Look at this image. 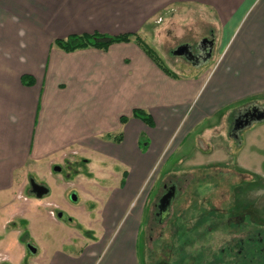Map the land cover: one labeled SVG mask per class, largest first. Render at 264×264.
I'll return each mask as SVG.
<instances>
[{"label": "crops", "instance_id": "obj_1", "mask_svg": "<svg viewBox=\"0 0 264 264\" xmlns=\"http://www.w3.org/2000/svg\"><path fill=\"white\" fill-rule=\"evenodd\" d=\"M177 18L194 41L184 40L181 46L195 52L204 39L212 43L206 62L197 64L185 56L193 67L182 76L168 75L134 40L74 51L54 43L71 35L133 33L148 45L157 44L169 38ZM23 75L33 83L24 84ZM262 98L264 0H0V201L27 190L32 173L51 172L69 157L91 154L94 169L102 175L81 177L74 185L87 195L89 185L94 190L98 186L96 200L106 193L101 195L103 247L121 220L128 219L114 238L123 232L122 240L107 254L129 255L127 262L117 264H138L136 246L146 199L140 192L143 178L166 153V160L171 159L202 121L233 103ZM135 108L148 111L154 125L131 116ZM122 115L128 118L125 123ZM120 134L118 142L114 137ZM199 142L187 160L203 157L207 146ZM121 165L127 178L119 179L118 186L98 182L106 175L119 178ZM102 167H109L107 174ZM194 168L192 163L167 174ZM51 202L68 207L64 200ZM8 245L0 239V256L11 262L4 250ZM99 255L96 246L70 253L57 249L45 264H95Z\"/></svg>", "mask_w": 264, "mask_h": 264}, {"label": "rangeland", "instance_id": "obj_2", "mask_svg": "<svg viewBox=\"0 0 264 264\" xmlns=\"http://www.w3.org/2000/svg\"><path fill=\"white\" fill-rule=\"evenodd\" d=\"M181 23L179 18L175 19L171 24L172 31L168 32L169 38L162 37L159 43H153L154 45L150 43V46L161 57L163 64L178 76L186 74L193 67L184 55L177 53V49L184 40H193L190 33H186V30L183 31L184 25ZM207 34L212 36L211 32ZM217 58L218 55L214 62ZM249 101L252 102L250 99L246 102ZM246 102L233 103L224 107L216 115L202 121L198 127L192 129L183 142L182 148L177 149L176 153L172 152L171 159L166 160L168 155L166 153L165 157L159 159L151 172L143 178L140 192L146 199L136 246L138 264H219L224 260L227 262L224 263L230 264V257L223 254L222 249L227 242V231L231 224L225 221L212 229L205 228L197 233L201 229L199 227L201 223L198 219H190L198 215L197 209L203 194L211 192L209 195L214 196L216 191L212 187L221 183V180L219 181V178L215 176L212 165L228 172L233 171L232 166L238 161L241 168L257 171L260 178L255 179L253 187H250L253 191L251 201L254 200L256 203L257 217H264V189L259 190L264 186V122L257 123L251 129L246 130L242 140L233 138L230 133L231 120L235 110ZM258 102L264 106V98ZM183 125L184 121L174 133L172 140L182 130ZM121 132L119 129L116 134ZM144 140L149 142L151 139L145 137ZM198 141L204 147L206 145L208 149H204L201 153L203 157L187 160L185 156L194 155V146ZM142 148L145 149L146 146L142 144ZM180 157L182 158L179 159ZM91 158L93 159L91 154L81 153L73 158L69 157L62 165L56 164L51 172L44 171L41 175L32 173L30 175L32 179L44 183L49 189L51 188V191L41 198L36 197L30 191L29 182H27V190L25 188L23 193L15 192L22 199H17L14 196L16 194L13 193L10 200L0 201V239L6 243L8 241L9 245L4 250L12 257V259L10 257L11 262L5 260L0 261V264H45L49 259L47 256L52 255L57 249L70 253L80 252L86 247L91 249L95 246L100 254L95 264H117L129 260V255L113 258L110 255L112 252L107 254L111 245L122 240L123 232L114 242L117 233L128 223V219L121 220L118 229H116L117 232L112 237L111 244L103 247L106 231L103 224L104 219H101L104 213L101 195L105 196L106 193L104 190H100L104 193H101L100 197L98 195L100 199L96 200L94 196L95 191H99L98 186L94 190L95 188L89 185L90 194L87 195L86 192H79L74 185L80 182L78 180L81 177L102 175L101 172L94 169L92 165L94 159L91 161ZM192 163L194 166L197 165V168L189 172L195 177L191 184V194L183 199L176 208V211L181 210V218H172L159 224L155 219H152L153 203L159 197L157 193L162 184L173 177V174H167V171L175 167L186 168ZM140 165L139 163V167ZM57 166L60 167V170L55 169ZM121 168L124 169L122 165L118 168L119 178L106 175L108 177H104L102 180L98 178V182L108 187L118 186L116 182L119 179L127 178L125 170ZM113 169L116 170L114 166ZM103 170L107 174L109 167L103 168ZM135 173L137 172L135 171ZM193 184L194 186H192ZM245 190H248L245 186L237 187L235 198L241 200L246 193ZM111 192L112 190L109 191L110 194ZM243 198H246V203L249 201L248 195ZM54 199L66 201L68 207L52 204L51 201ZM227 203L226 209L232 211L234 209L233 201L230 199ZM205 209L206 207H203V210ZM230 210L229 213L232 214L233 212ZM60 212L64 213L63 218L59 217ZM68 216H72V220L67 219ZM257 225L261 231H264V223L257 222ZM202 232L203 234H201ZM28 244L36 248L35 253L30 251ZM4 258L7 257L4 256ZM90 263L91 261H85L84 264Z\"/></svg>", "mask_w": 264, "mask_h": 264}, {"label": "flooded vegetation", "instance_id": "obj_3", "mask_svg": "<svg viewBox=\"0 0 264 264\" xmlns=\"http://www.w3.org/2000/svg\"><path fill=\"white\" fill-rule=\"evenodd\" d=\"M193 53L197 57H200L199 47ZM257 108L264 110V106L259 102L249 101L242 104L235 110L232 116L230 128V133L233 138L242 140L243 133L246 130H248L249 128L251 129V127H253L257 123L264 122V119L261 121L253 120L251 124L247 125L244 128L236 130L234 129L237 125H242L244 122L252 118L257 111ZM258 112L259 111H257L256 113ZM212 166L213 171L215 172V176L219 178V181L221 180V183H218L217 185L215 184L212 187L215 188L214 191H216V194L214 196L209 195L211 193L210 192L204 193L200 198V204L197 209V211H199L198 215L190 218L198 219L201 223L199 226L201 227L200 231L196 232L200 233L205 228L212 229L214 226L228 221V223L231 225L229 226L230 228L228 227L229 229L227 231V242L225 244V247L222 249V252L226 256L230 257V264H264V231H261L259 226L257 225V222L264 223V217H257L256 213L258 210L256 209L255 201H251L253 191L251 190L252 188H250L253 187V182L260 178V175L257 173V171H254L252 169H244L243 167L241 168L238 161L233 164V171L228 172L223 168L215 167L214 165ZM230 176H232L233 178ZM194 178L195 177L192 173L181 175L173 174V177L169 178L168 181H165L157 193V195L159 194L157 201L153 203L152 219H155L159 224H161L172 218H181V210L176 211V208L183 199L191 194V184L193 183ZM198 180L200 181L199 178ZM233 180H235L236 182H234ZM38 183L44 184L41 182ZM173 186H176V190ZM192 186H194V184ZM243 186L247 187L248 190L244 191L246 193L242 196L241 200H237L235 198V190L237 187ZM29 187L30 191L34 193V190L31 186V181H29ZM261 189H264V186L259 188V190ZM173 192H175V196L170 206L161 202L163 196L168 193L169 196H171ZM246 195H248L249 200L247 203L245 202L246 198H243ZM254 195H256V193H254ZM230 199L234 203V209L232 211L230 209L227 210V207H225L228 205L227 201ZM203 207H206V209L203 210ZM229 210L233 213L230 214ZM63 214V212H60L59 217L63 218ZM71 217L72 216H68L67 219L72 220ZM209 219L210 222H208ZM201 234H203V232ZM188 239L190 238L188 237ZM224 262L226 261L224 260L223 263L221 261L219 264L227 263Z\"/></svg>", "mask_w": 264, "mask_h": 264}, {"label": "trees", "instance_id": "obj_4", "mask_svg": "<svg viewBox=\"0 0 264 264\" xmlns=\"http://www.w3.org/2000/svg\"><path fill=\"white\" fill-rule=\"evenodd\" d=\"M136 41L141 48L150 56V58L161 67V69L166 72L170 76H176L169 68H167L162 60L159 54L156 52L154 48H152L150 45H148L145 40L139 35V34H133V33H126L121 34L117 36H104L100 33H94V34H82V35H71L67 38H57L55 39L54 43L59 48L65 50V51H74L78 48H86V47H99V48H107L110 44L114 42H130V41ZM22 81L24 84L31 85L33 83L32 77L29 75H23ZM132 116L135 118H138L148 124L149 126L154 125V119L152 115L141 108H135L132 111ZM127 116L122 115L121 116V122L125 123L127 121ZM114 139L116 141H121V134L119 136H115ZM142 144H144V140L142 139Z\"/></svg>", "mask_w": 264, "mask_h": 264}, {"label": "water", "instance_id": "obj_5", "mask_svg": "<svg viewBox=\"0 0 264 264\" xmlns=\"http://www.w3.org/2000/svg\"><path fill=\"white\" fill-rule=\"evenodd\" d=\"M211 41L204 39L200 44H199V49H200V57H197L193 52L192 49L188 46H181L177 49V53L186 56L189 60H191L194 63H201V62H206L209 57H210V53H209V49H211ZM260 108H257V111H259L258 113L255 112L254 116L252 118H250L248 121L244 122L242 125H237L234 129H241L246 127L247 125L251 124V122L253 120H257V121H261L264 119V110H258ZM56 170H60V167H56ZM31 186L34 190V194L36 195V197L41 198L44 195L48 194L50 189L48 186L44 185V184H40L38 182H36L34 179H31ZM174 189L176 190V186H173ZM174 190V191H175ZM175 196V192H173V194L171 196H169V193L166 194L165 196H163L161 202L170 206L173 198ZM28 248L30 249V251H32L33 253L36 252V248H34L33 245L28 244Z\"/></svg>", "mask_w": 264, "mask_h": 264}, {"label": "built area", "instance_id": "obj_6", "mask_svg": "<svg viewBox=\"0 0 264 264\" xmlns=\"http://www.w3.org/2000/svg\"><path fill=\"white\" fill-rule=\"evenodd\" d=\"M2 260L4 261V260H6V258L0 256V261H2Z\"/></svg>", "mask_w": 264, "mask_h": 264}]
</instances>
